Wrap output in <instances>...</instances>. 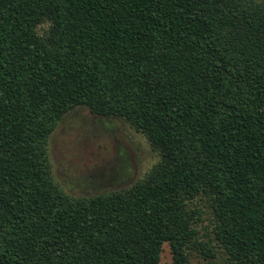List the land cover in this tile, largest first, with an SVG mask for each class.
<instances>
[{
  "label": "trees",
  "instance_id": "obj_1",
  "mask_svg": "<svg viewBox=\"0 0 264 264\" xmlns=\"http://www.w3.org/2000/svg\"><path fill=\"white\" fill-rule=\"evenodd\" d=\"M79 107L159 160L66 191L51 139ZM165 244L264 264V0H0V264H162Z\"/></svg>",
  "mask_w": 264,
  "mask_h": 264
},
{
  "label": "rangeland",
  "instance_id": "obj_2",
  "mask_svg": "<svg viewBox=\"0 0 264 264\" xmlns=\"http://www.w3.org/2000/svg\"><path fill=\"white\" fill-rule=\"evenodd\" d=\"M51 157L56 180L70 193L121 188L126 183L122 179L143 178L159 160L145 136L131 125L83 107L69 112L55 130ZM172 261L170 246L165 244L162 264ZM191 264L214 263L193 252Z\"/></svg>",
  "mask_w": 264,
  "mask_h": 264
}]
</instances>
